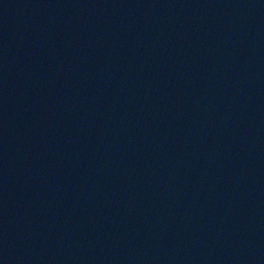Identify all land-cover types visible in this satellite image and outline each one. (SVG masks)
Instances as JSON below:
<instances>
[{"label": "water", "instance_id": "1", "mask_svg": "<svg viewBox=\"0 0 264 264\" xmlns=\"http://www.w3.org/2000/svg\"><path fill=\"white\" fill-rule=\"evenodd\" d=\"M0 264H264V0H0Z\"/></svg>", "mask_w": 264, "mask_h": 264}]
</instances>
